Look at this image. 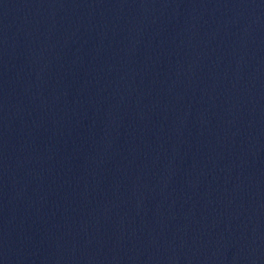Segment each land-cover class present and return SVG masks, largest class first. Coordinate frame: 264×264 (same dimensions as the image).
I'll list each match as a JSON object with an SVG mask.
<instances>
[{
    "label": "water",
    "instance_id": "95a60500",
    "mask_svg": "<svg viewBox=\"0 0 264 264\" xmlns=\"http://www.w3.org/2000/svg\"><path fill=\"white\" fill-rule=\"evenodd\" d=\"M0 264H264V0H0Z\"/></svg>",
    "mask_w": 264,
    "mask_h": 264
}]
</instances>
